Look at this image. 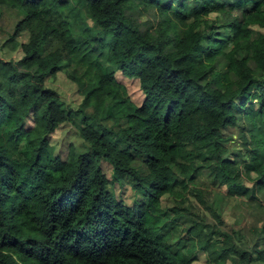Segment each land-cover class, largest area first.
Here are the masks:
<instances>
[{"label":"trees","instance_id":"trees-1","mask_svg":"<svg viewBox=\"0 0 264 264\" xmlns=\"http://www.w3.org/2000/svg\"><path fill=\"white\" fill-rule=\"evenodd\" d=\"M3 9L22 18L0 50L22 56L0 55V264H195L222 242L213 264L264 263V249L226 233L213 241L214 231L198 250L191 240L173 250L166 229L187 193L201 197V175L227 195L264 193V0H0V18ZM60 71L83 97L76 109L48 84ZM117 72L138 81L141 104ZM65 123L87 152L55 154ZM237 128L244 151L226 145ZM124 176L137 192L130 206L109 188ZM257 236L264 246V222Z\"/></svg>","mask_w":264,"mask_h":264},{"label":"rangeland","instance_id":"rangeland-1","mask_svg":"<svg viewBox=\"0 0 264 264\" xmlns=\"http://www.w3.org/2000/svg\"><path fill=\"white\" fill-rule=\"evenodd\" d=\"M241 10H234L233 14L239 15ZM22 18L20 14L11 9H3L0 18V44L7 38V34L12 32L16 23ZM82 18L89 25L91 20L82 12ZM27 39L21 36L19 40ZM0 55L5 59H19L22 56L21 52H12L8 49H1ZM117 78L127 86L131 99L136 104H141L144 96L139 89L137 80L127 79L123 77L120 72H117ZM48 84L55 88L61 95L62 100L70 107L76 109L81 104L83 97L78 94L77 87L73 82L67 79V73L60 71L56 76L48 81ZM89 112L92 108L88 109ZM74 121L78 125H83L80 114L73 115ZM31 122V121H29ZM107 126L112 125L111 122L105 123ZM124 124V123H123ZM125 125V124H124ZM52 143L55 148V154L64 158L67 157L69 151H73L76 156L87 152L90 149L89 143L86 142L80 135L79 130L71 123L60 125L59 129L52 135ZM230 149L237 147L241 148V140L239 139V128L231 135L226 144ZM242 151H244L242 149ZM132 167L141 175L147 173V168L144 163V156H136L132 162ZM102 168L109 180L113 179L111 166L103 161ZM200 191V198L187 193L186 197L189 201L185 202L184 207L187 208L181 216L176 217V214L171 211L175 206H178V201L169 198L167 195L162 197L164 207L168 208V213L176 220L167 226V230L171 231L172 236L169 243L172 249L175 250L178 245L177 242L185 243L187 247H191L189 240L193 242L196 249H199V240L211 231H214L213 241L217 239H224L220 233H226L232 236V242L242 249L252 251L254 248L264 249V246L255 247L258 242L257 231L264 222V193L258 194L255 199L249 200L245 196L227 195L222 189L217 188L209 177L201 175L194 184ZM110 190L115 191L117 198L122 200L126 205L130 206L137 198V192L132 187V180L124 176L122 182L111 181L109 185ZM192 221L199 222L204 226L199 236L188 234L187 228ZM261 242V241H260ZM221 243L212 252L208 251L199 253V259L195 264H213L211 261V254L220 249ZM212 250V248H211ZM251 264H264L263 262H255Z\"/></svg>","mask_w":264,"mask_h":264}]
</instances>
